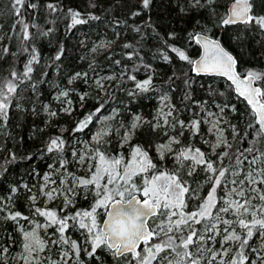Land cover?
<instances>
[{
    "label": "snow or ice",
    "instance_id": "6c2138e0",
    "mask_svg": "<svg viewBox=\"0 0 264 264\" xmlns=\"http://www.w3.org/2000/svg\"><path fill=\"white\" fill-rule=\"evenodd\" d=\"M151 2L141 0L142 7L148 9ZM25 4L26 0H13L12 9L18 17L16 23L21 25L23 39L28 41L30 25L21 17ZM216 4L217 0H188L187 10L181 8V11L187 14L207 9L209 15H215ZM254 6V0H233L217 26L254 23L264 30V15L254 14ZM28 7L35 9L37 4L29 3ZM47 7L53 12L58 10L54 4ZM69 13L73 25L87 22L80 12L69 9ZM168 35L176 39L175 32ZM192 41L202 48L198 59H193L184 48L164 43L179 60L190 65L193 73L225 77L234 92L247 101L254 119L243 135L224 116L225 109L236 112L235 105L227 102L215 104L218 112L201 105L204 116L197 113L198 118L186 122L176 115L178 110L165 92L152 120L132 114L129 123L120 119L115 126L108 122L116 121L119 110L112 109L111 115L104 116L101 113L105 106L100 104L73 129L79 133L94 120L99 124L89 140L79 141V149L74 139L71 160L63 155L67 142L61 136L49 140L46 151L56 153L59 167L56 163L48 165L51 171L44 174L39 195L27 184L23 185L32 193L30 216L12 211L11 197L7 202L0 200V212L8 209L0 219L15 222L21 233V251L12 257L16 264H85L81 253L89 260L99 261L98 250L109 253L115 264H264V70L238 71L236 57L219 38L208 35L207 30L203 34L189 33V42ZM7 51L3 49L4 53ZM62 54L61 48L55 59L59 60ZM163 59L170 60L166 54ZM35 62L38 61L33 54L22 74L18 76L12 71L11 79L0 82V121L7 119L19 83L30 79ZM133 70L139 71V66ZM124 75L135 81L137 92L130 91V96L156 90L151 75L142 81L128 74V69ZM81 76L86 77L87 73H76L72 79ZM115 78L105 76L95 83L104 90L103 82ZM184 83L190 87L191 79H185ZM60 95L67 97L68 92L62 91ZM190 98L188 94L184 97ZM80 99L83 101L84 96ZM66 103L70 105V101ZM64 111H70V107ZM202 123L209 125L207 131L215 136L214 142L204 138ZM145 125L148 126L145 131L151 135H159L157 130L162 129L166 139L155 142L150 135L145 142L147 146L133 144V138ZM222 125L231 128L233 140L240 136L235 151ZM249 130L251 140H248ZM185 132L189 133V142L182 143ZM195 137H200L209 151L191 143ZM245 141L247 147L242 146ZM153 149L155 155L151 154ZM217 149L222 150L217 152ZM166 160H171V166ZM70 164L75 165V170H69ZM205 186L208 190L202 195ZM11 191L15 193L18 189L13 187ZM89 197L87 208L77 207V198L89 200ZM40 199L43 206L37 207ZM49 204L54 206L49 208ZM37 217H43V222ZM21 220L27 221L29 227L20 224ZM72 233H79L80 239H73ZM53 249H56L55 258ZM7 252V248L0 247V264H6Z\"/></svg>",
    "mask_w": 264,
    "mask_h": 264
},
{
    "label": "trees",
    "instance_id": "16d2710c",
    "mask_svg": "<svg viewBox=\"0 0 264 264\" xmlns=\"http://www.w3.org/2000/svg\"><path fill=\"white\" fill-rule=\"evenodd\" d=\"M12 2L13 0H0V82L4 78L11 79L12 71H16L18 76L22 74L24 65L32 59L33 54L38 62L32 64L30 79L19 83L7 119L0 121V198L7 200L11 189H18L17 194L12 196L14 207L11 210L25 215L27 190L22 186L27 184L29 188L33 187L34 177L40 178L51 171L49 164L56 163L59 166L56 153L46 151L49 140L61 136L67 142L63 155L68 157L71 143L68 138L76 127L74 117L78 115L79 120L84 119L101 103L104 106L120 104L123 108L120 114L122 117L140 114L149 118L153 108L158 106V97L166 92L178 110L176 115L187 122L197 116V104L207 107L212 101L223 99L228 104L235 105L236 112L230 109L226 111L241 135L247 125L253 122L247 102L235 95L228 81L219 77L194 75L190 65L179 60L167 46L184 48L188 55L197 59L201 48L194 41L189 42V33H204L207 30L208 35L219 38L234 54L238 61V71L264 70V30L254 23L217 26L232 0H217V4L213 5L215 15H209L207 9L187 14L182 12L181 8L187 10L188 0H152L148 9L142 7L141 0H26L21 9V17L30 25L31 39L28 41L23 39L21 25L16 23L18 17L14 14ZM29 3H35L37 7H28ZM48 4L56 5L58 10L53 12L47 7ZM254 5L253 13L264 15V0H254ZM69 9L80 12L81 18L87 22L73 25ZM90 16L99 19H91ZM196 21L200 23L197 24ZM32 24L36 27H31ZM137 28L139 31H136ZM172 32L176 33L175 40L168 35ZM164 41H167V45ZM105 43L115 45L92 63V49L98 47L97 50L103 51ZM126 44L130 47H124ZM4 48L8 49L7 53L3 52ZM25 48L28 51H24ZM61 48L63 54L56 60ZM164 54L170 60H164ZM116 61L120 63L117 64ZM144 65L150 68H145ZM137 66L139 71H134ZM125 69H128V74L135 75L138 81L151 75L156 90L130 96V91L137 90L135 81L124 75ZM100 71L116 78L111 80L112 85L105 95L96 94L93 88L91 98L79 110L81 104L77 94L86 93L88 86L84 83ZM76 73H87V76L75 78L73 85L69 86L70 79L73 80ZM169 77L173 79L170 81ZM187 78L191 79L190 87L185 86ZM59 87L77 91L68 93L69 97H73L71 99L75 110L69 116L57 112L46 122V118L40 116V106L47 104L54 110L52 97ZM186 94L191 98L184 99ZM97 97L102 100L99 101L100 104L96 103ZM95 124L94 120L83 132L92 129ZM147 127L145 125V128L137 132L132 143L147 146L145 142L151 135L149 131H145ZM162 131L157 130L159 135H151V139L155 142L166 139L162 136ZM252 138L249 130L248 140ZM239 141L240 138L232 151H235ZM245 145L247 141L242 146ZM198 146L205 151L203 145ZM151 154L154 155L153 150ZM206 192L207 186L202 195ZM87 203L88 201L83 200L81 208H87ZM13 239L16 243L17 233L13 223L7 221L0 226V247L10 245ZM97 254L100 260H88L89 264H115L105 251L98 250ZM81 256L85 258L82 253Z\"/></svg>",
    "mask_w": 264,
    "mask_h": 264
},
{
    "label": "rangeland",
    "instance_id": "374dc122",
    "mask_svg": "<svg viewBox=\"0 0 264 264\" xmlns=\"http://www.w3.org/2000/svg\"><path fill=\"white\" fill-rule=\"evenodd\" d=\"M233 1V0H232ZM228 6H229V4H228ZM113 45H115L114 43L112 44V45H110L109 43H105L104 44V50L102 51H99V50H97V48L98 47H95V49H96V51H92V54H91V60H92V63H94L99 57H101L102 55H103V53L104 52H106V51H108V50H110L111 49V47H113ZM105 76H111V75H108V74H106V72L105 71H100V72H97V73H95L93 76H91V78L90 79H87V81H86V83H84V85L85 86H88L87 88H88V91L86 92V93H84V94H77V95H79L80 97L81 96H84V99H83V101H81V99L79 98V101H80V106H79V110H81L82 108H83V106H85V104L87 103V100L89 99V98H91V91L93 90V88H94V90H95V93L96 94H100V95H105L106 93H107V91L110 89V86L112 85L110 82H111V80H108V81H104L103 83H104V90H100L98 87H97V85H96V83H95V81L97 80V79H100L101 77H105ZM71 80V79H70ZM94 81V82H93ZM74 82V79L73 80H71V83L69 84V86H71V85H73L72 83ZM93 82V84H91V83ZM212 84V83H211ZM62 91H67L68 93H73V92H75V93H77V91L76 90H71V89H65V88H63V87H59L55 92H54V94H53V100H54V110H52L51 108H50V106H48L47 104H45V105H41L40 107H41V109H42V111H41V114H40V116L42 117V118H46V122H48L51 118H53L54 116H52V115H50V113L51 112H55L56 114H57V112H59L60 114H62V115H71L72 114V112L75 110V107H74V105H73V103H72V99L71 98H73V97H69V96H67V97H64V96H61L60 95V93L62 92ZM85 94H89V95H85ZM99 97H97L96 98V103H98V104H100V102L99 101H102L101 99H99ZM66 101H70V105L69 104H67L66 103ZM157 101H158V106L156 107V109L155 108H153V112H151V116H149V118H146V117H144L145 119H148V120H152L153 119V117L156 115V113H157V110H158V108H159V106H160V104H161V101H160V96L158 97V99H157ZM215 102V103H214ZM170 103L171 104H173L172 103V101H171V99H170ZM223 103H225V100H223V99H221V100H214V101H212V103L210 104V105H208L206 108L208 109V110H210V111H212V112H218L219 111V109H217L216 107H215V104H223ZM101 104H103L104 105V103H101ZM197 106V108H198V114H200L201 115V117H203L204 116V113L203 112H201V110H200V105L199 104H197L196 105ZM70 107V111H64V109L65 108H69ZM57 110H56V109ZM112 109H118L119 110V112H120V114L123 112V108H121L120 107V104H112V105H105V111H103L102 113H101V115H104V116H108V115H111L112 113H111V110ZM227 109H225V112H224V116H225V118L231 123V124H234L233 123V120L228 116V113H227V111H226ZM126 111V110H125ZM127 114V113H126ZM130 115V117H128L127 115H126V117H122L121 115H119L117 118H116V121H109L108 123H110L111 125H113V126H115L116 125V122L117 121H119L120 119H123L124 120V122H125V124H127V123H129L130 122V120H131V118H132V115L131 114H129ZM140 115V114H139ZM190 116V115H189ZM191 117V116H190ZM75 119V121H74V123L75 124H77V122L79 121V116L78 115H76L75 117H74ZM194 118H197V116L196 117H193L192 119H194ZM234 125H236V124H234ZM97 127H99V124L96 122V124L94 125V127L92 128V129H90L89 131H87V132H79V133H74V132H70V135H69V140L71 139V143L69 144V147H70V149L68 150L69 151V156L68 157H66L65 155V157H66V159H68V160H71V148H72V146H73V143H74V139H75V147L77 148V149H79L80 147H81V144L79 143V141H86V140H89L90 139V137H91V135H92V132H94L95 131V129L97 128ZM208 127H209V125H207V124H203L202 123V125H201V133L203 134V136H204V138L205 139H207L208 141H210V142H214L215 141V136L214 135H212V134H210V133H208V131H207V129H208ZM222 127H224L226 130H225V136L227 137V139L230 141V142H232L233 143V148H232V150L235 148V143L237 142V140L240 138V137H238V139H237V137H236V139L235 140H233V137H232V130H231V128L230 127H228L227 125H222ZM158 130H162V129H158ZM250 133H251V130H250ZM170 135L171 134H173V133H169ZM252 136V135H251ZM135 138V137H134ZM134 138H133V140H132V142H134ZM181 140H182V143H187V142H189V133L188 132H185V134H184V137H182L181 138ZM159 142H162V141H159ZM191 143H193V144H195L197 147H199L198 146V144H201V145H203L204 146V148H205V151L207 152V151H209V149H208V145H206V144H204L202 141H201V139H200V137H195V138H192L191 139ZM134 144V143H133ZM248 146V142H247V145H245V146H243V147H247ZM65 149H66V147H65ZM222 149H217V152H220ZM153 152H154V149H153ZM154 155H155V152H154ZM213 159H215V157H213ZM166 163L168 164V166H171V164H172V162H171V160H166ZM228 163V160H227V158H225V164H227ZM59 167V166H58ZM69 170L71 171V170H75V165H73V164H70L69 165ZM78 174H80V173H78ZM43 176H44V174L40 177V178H38V177H34V186L33 187H31V189H32V192L33 193H36L37 195H39V188H40V186H41V184L43 183ZM202 176V177H201ZM200 177H201V180L204 178L203 177V175L201 174L200 175ZM55 178V177H54ZM29 187V186H28ZM22 188L25 190V188L22 186ZM27 190V189H26ZM208 190V189H207ZM18 192V191H17ZM17 192H15V193H12V191H11V195L9 196V197H11V209L14 207V205L12 204L13 203V195H15V194H17ZM207 193V192H206ZM27 199L24 201V206H25V209L27 210L25 213V215L26 216H30V209H31V207H32V205H31V202H30V200H29V196L32 194V193H30V192H28V190H27ZM8 197V198H9ZM0 200H3L4 202H7L8 201V199L6 200V199H1L0 198ZM84 199H82V198H77V207L78 208H81V205H82V201H83ZM90 200H91V197H89V200H84V201H88V203L87 204H89V202H90ZM43 203H44V201H43V199H40V200H38L37 201V204H36V206L37 207H40V206H43ZM60 203V201H56V204H59ZM83 204H85V203H83ZM54 205L53 204H49L48 205V207L49 208H51V207H53ZM12 211H14V210H12ZM16 211V210H15ZM70 211H71V209H70ZM6 212H7V208L5 209V212H0V217H2V216H4L5 214H6ZM36 219H38V220H40L41 222H43V217H37ZM7 221H9V222H12L13 223V227H15V230H16V233H17V237H18V240H17V242L15 243V240L13 239L12 241H11V244L10 245H7L5 248H7L8 249V252L7 253H5L4 254V257H5V260H6V264H16V261L15 260H13L12 259V257L14 256V255H16L17 253H19L20 251H21V233L18 231V227H17V225H16V223L15 222H13V221H11V220H7ZM7 221H5V220H2V219H0V226H2L5 222H7ZM151 223V222H150ZM20 224H22V225H24L26 228H28L29 227V225H28V222L27 221H23V220H21L20 221ZM197 227H199V225H197ZM51 231H53V229H49V232H51ZM72 237H73V239H77V240H79L80 239V236H79V233H72ZM106 254H109V253H107V252H105ZM55 254H56V249H53V252H52V255H53V257L55 258ZM83 254V253H82ZM110 255V254H109ZM111 256V255H110ZM81 259H83L84 261H85V264H89L88 263V258L85 256V258H83L82 256H81ZM113 259V258H112Z\"/></svg>",
    "mask_w": 264,
    "mask_h": 264
},
{
    "label": "water",
    "instance_id": "95a60500",
    "mask_svg": "<svg viewBox=\"0 0 264 264\" xmlns=\"http://www.w3.org/2000/svg\"><path fill=\"white\" fill-rule=\"evenodd\" d=\"M233 2V1H232ZM232 2L231 3H229V6H228V8L230 7V5L232 4ZM237 24H242V23H237ZM203 34V33H202ZM221 41V40H220ZM222 43V42H221ZM223 44V43H222ZM200 46V45H199ZM224 46V45H223ZM225 47V46H224ZM200 48H201V46H200ZM226 48V47H225ZM227 49V48H226ZM228 50V49H227ZM229 51V50H228ZM230 52V51H229ZM201 54H202V48H201ZM200 54V55H201ZM232 55L234 56V54L232 53ZM200 57V56H199ZM198 57V58H199ZM235 57V56H234ZM197 58V59H198ZM238 65V64H237ZM237 70H238V68H237ZM194 75H196L195 73H193ZM196 76H209V77H219V78H223V79H225L226 81H227V79L225 78V77H223V76H219V75H196ZM229 82V81H228ZM230 83V82H229ZM232 88H233V86H232ZM235 93V92H234ZM235 95L237 96V97H239L238 96V94H236L235 93ZM240 99H242V100H244V101H246L243 97H239ZM247 102V101H246Z\"/></svg>",
    "mask_w": 264,
    "mask_h": 264
}]
</instances>
